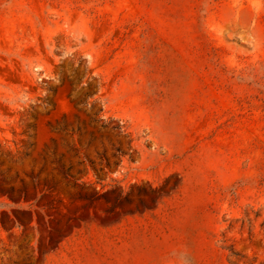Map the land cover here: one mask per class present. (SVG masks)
I'll use <instances>...</instances> for the list:
<instances>
[{"label": "rangeland", "instance_id": "obj_1", "mask_svg": "<svg viewBox=\"0 0 264 264\" xmlns=\"http://www.w3.org/2000/svg\"><path fill=\"white\" fill-rule=\"evenodd\" d=\"M0 264H264V0H0Z\"/></svg>", "mask_w": 264, "mask_h": 264}]
</instances>
